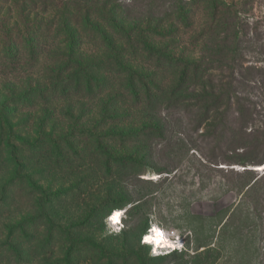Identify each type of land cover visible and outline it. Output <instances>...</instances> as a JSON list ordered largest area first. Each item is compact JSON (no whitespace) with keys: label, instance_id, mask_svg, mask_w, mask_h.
<instances>
[{"label":"rangeland","instance_id":"1","mask_svg":"<svg viewBox=\"0 0 264 264\" xmlns=\"http://www.w3.org/2000/svg\"><path fill=\"white\" fill-rule=\"evenodd\" d=\"M230 1L226 58L203 45L201 9L189 33L149 37L181 59L212 56L205 72L224 103L209 116L150 111L125 93L110 121L105 96L120 80L84 25L78 54L102 61L103 92L51 89L74 49L72 0H0V264H264V0ZM145 10L126 13L145 21ZM127 57L164 86L176 78L141 49ZM152 229L173 248L150 244Z\"/></svg>","mask_w":264,"mask_h":264},{"label":"trees","instance_id":"2","mask_svg":"<svg viewBox=\"0 0 264 264\" xmlns=\"http://www.w3.org/2000/svg\"><path fill=\"white\" fill-rule=\"evenodd\" d=\"M133 5L146 7L143 12L145 21L144 17H139L137 21L127 15L126 11ZM199 9L206 17L199 32L200 38L204 40L203 45L208 46L207 49H211L213 45L217 46L213 49L215 53L213 57L226 58L227 53L224 52V48L228 46L230 38L237 36L234 26H237L236 21L239 19L238 11L234 9L231 1L145 0L144 3H140L139 0H72L71 18L73 19L69 23L72 34L69 32V37L70 46L74 49L68 54L66 64L59 66L57 74L50 83L51 89L55 94L60 95L69 92L71 87L74 88L75 93L81 91V87L90 95H95L97 91L103 92L104 89L95 90V85L98 83L96 74L102 61L82 60L81 55L78 54L84 40L79 26L84 25L83 31H88L99 38L106 50L107 62L116 68L120 80V92L115 90L114 93H106L105 96L103 109L108 112L105 114L111 118L110 121H114L115 117L113 118L114 115L109 112L125 93L133 102L132 108L142 106L150 109L154 106L157 109L159 106H172L189 109L196 106L197 112L203 110L201 114L209 116L210 112L216 109V101L221 98L216 96V88L209 80L211 76L205 72L213 66V57L202 54L196 61L181 59L172 55L173 52L166 46L155 45L149 40V37L163 40L172 38L173 35L189 33L196 24L195 18ZM64 11L61 13L64 14ZM67 22L68 20L63 17L62 26L66 27ZM232 30L235 31V35L230 37ZM137 49H141L147 62L155 69L171 68L176 76L175 80L169 86H164L160 79H157V72L137 73V70L130 67L127 57L130 55V50L137 52ZM198 79L202 80L198 83ZM101 80L103 83L104 78L101 77ZM221 102L224 103L223 96ZM225 104L226 106L232 104V99L227 95H225ZM101 251L103 253V249ZM109 255L112 256L111 253Z\"/></svg>","mask_w":264,"mask_h":264},{"label":"bare ground","instance_id":"3","mask_svg":"<svg viewBox=\"0 0 264 264\" xmlns=\"http://www.w3.org/2000/svg\"><path fill=\"white\" fill-rule=\"evenodd\" d=\"M147 239L151 242V244L155 247L158 246L160 244H162L163 242H165V236L157 229H152L147 236ZM157 239H159V243H157Z\"/></svg>","mask_w":264,"mask_h":264},{"label":"clouds","instance_id":"4","mask_svg":"<svg viewBox=\"0 0 264 264\" xmlns=\"http://www.w3.org/2000/svg\"><path fill=\"white\" fill-rule=\"evenodd\" d=\"M115 217H113V219H114ZM177 241H178V238H177ZM157 243H159L160 241H159V239H157V241H156ZM163 247H165V248H171L172 246L170 245V243H168V242H166L165 241V243L162 245ZM176 247H181V245L177 242L176 243ZM173 248V247H172ZM175 248V247H174Z\"/></svg>","mask_w":264,"mask_h":264},{"label":"snow or ice","instance_id":"5","mask_svg":"<svg viewBox=\"0 0 264 264\" xmlns=\"http://www.w3.org/2000/svg\"><path fill=\"white\" fill-rule=\"evenodd\" d=\"M117 215H119V214H117Z\"/></svg>","mask_w":264,"mask_h":264}]
</instances>
